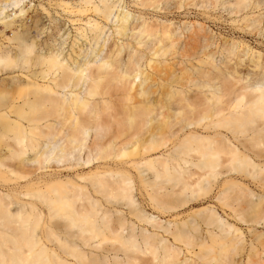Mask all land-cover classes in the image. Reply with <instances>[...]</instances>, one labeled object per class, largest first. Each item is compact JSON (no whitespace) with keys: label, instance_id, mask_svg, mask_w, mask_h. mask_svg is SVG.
Here are the masks:
<instances>
[{"label":"bare ground","instance_id":"obj_1","mask_svg":"<svg viewBox=\"0 0 264 264\" xmlns=\"http://www.w3.org/2000/svg\"><path fill=\"white\" fill-rule=\"evenodd\" d=\"M21 2L0 0L3 179L89 170L0 189V264H262L264 232L241 225L264 223V0H79L94 16L68 45L47 7L18 27Z\"/></svg>","mask_w":264,"mask_h":264},{"label":"rangeland","instance_id":"obj_2","mask_svg":"<svg viewBox=\"0 0 264 264\" xmlns=\"http://www.w3.org/2000/svg\"><path fill=\"white\" fill-rule=\"evenodd\" d=\"M59 0H22V2L20 3L19 6L15 7V8H9L7 9V14L9 18H14V20H16V25L19 27L21 23H24L26 26L31 25L33 23L36 22L37 19H42L44 21V23H46V25L48 24H52V19L49 18V15H47L46 11L43 10V7H47L48 10L54 14L56 21H58L62 26V31H61V35L62 33H64V36H61L60 34L58 35L60 40H65V45H68L70 43V41L72 40V38L75 37V34L77 33L76 31V26H78L79 24H83L85 23V21L87 20V18L89 16H94L93 13L88 12L87 14H82L80 12H78L76 5L78 4L79 0H66L71 2L72 5V9L74 10V12L69 15L67 12H65L62 7H59L56 5V2ZM96 2H99V0H95ZM136 0H121V5H120V9L124 8V10H128L130 12H132L133 14H138L137 11L134 10L135 6H134V2ZM20 9L23 10V12L21 13ZM150 11H152V9H150ZM264 11V8L261 10ZM20 14H24L19 16ZM176 16H178V14H176ZM187 17V18H184ZM70 18H78L79 21L77 22H72L70 21ZM181 18L182 23L187 19L190 20L192 19L196 21V23L198 24L201 21L202 16H198L197 18V14L195 12H189V13H182L179 15L178 20ZM81 19V20H80ZM177 20V21H178ZM230 22V20L228 21ZM114 22L113 21H109L108 25L106 26V31H107V36L108 37H114L115 33H114ZM0 29H5V26L3 24H0ZM226 31L228 29H225ZM214 31H217V29L215 28ZM7 35H10L12 33V29L8 30ZM33 34L38 37V38H45L44 35H41L37 33V31L33 30ZM45 34V33H44ZM236 35V34H234ZM111 39V38H110ZM248 39V37H247ZM11 74L7 73H3L2 77L5 76H9ZM8 162H10V160H8ZM57 163H51L48 166H45L43 168L40 169H36L35 172H33L29 177L27 178H19L17 177V175H12V178L9 180H4L3 179V174L1 173L2 171H5V167H1L0 166V189L3 192H7L8 191V187L10 188V190L12 189H17V191H21L22 193L24 191H26L27 189V185L34 183V187L37 186V184L43 185L45 184L47 181H52V180H67L69 179L68 177H71V179L76 180V178H79V174L82 171H87L89 170V167H85L87 165L84 166H75V167H66L67 165H60L57 166ZM29 168V167H27ZM7 170V169H6ZM222 178L220 177V182H222ZM250 179V187L255 191V193H257L258 195H261L264 197V180L262 179ZM81 182V181H78ZM218 189L217 190H221L223 188V184L221 185L220 183L218 184ZM216 190V191H217ZM235 192V190L231 189L229 191H227V200L228 201H234L235 199H233L231 196L232 194ZM134 194L135 197L140 201L142 200V192L138 187L134 188ZM15 199H18L20 202H24L25 204L29 203L30 201H34L35 199L30 198L29 195H23L21 194L18 197H15ZM217 203H219L216 200ZM221 205V203H219ZM39 207L42 209L45 218L47 219V213H48V208L38 202ZM206 205V204H205ZM19 206V204H14L13 205V209L17 208ZM222 206V205H221ZM203 207V205H196L194 207V209ZM226 209H229L228 207L224 206ZM191 211V209H190ZM221 214L226 217V215L221 211ZM164 219L168 218L167 217H162ZM232 222H235L238 225L239 222L233 218L229 219ZM238 222V223H237ZM243 223V222H241ZM243 226L245 232H246V237L247 240L249 241L250 238H252L253 233H251L249 231V228H253L256 231H261L264 232V223H260V224H256V223H244ZM255 244H256V248L257 249H262V246L258 245L256 240H255ZM248 253L253 251L254 249H251V245L248 244ZM263 250V249H262ZM262 264H264V255H263V260H262Z\"/></svg>","mask_w":264,"mask_h":264}]
</instances>
